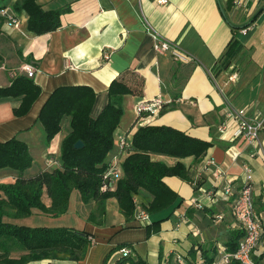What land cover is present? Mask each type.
Masks as SVG:
<instances>
[{
	"label": "crops",
	"instance_id": "1",
	"mask_svg": "<svg viewBox=\"0 0 264 264\" xmlns=\"http://www.w3.org/2000/svg\"><path fill=\"white\" fill-rule=\"evenodd\" d=\"M19 2L0 0V87L9 86L17 75H25L22 67L29 64L36 70L31 79L40 88V95L21 117L13 115L20 98L0 99V142L15 137L28 146L31 157H35L34 146L38 144L42 148L38 157H43L44 164L37 173L54 168L47 164L48 160L53 161L49 155L55 151L50 144L60 147L69 132V119L65 118V132L45 145L42 127L37 123L42 106L59 87L91 88L95 94L93 117L107 105V89L113 80L122 79L133 91L122 99L123 115L114 132L113 156L122 157L121 160L125 154L119 150V141L130 143L142 126L170 127L211 143L200 162L183 160L192 171V184L176 177L164 178L182 204L160 224L158 233L147 238V222L137 218L144 212L139 196L135 198L134 220L128 223L114 199L105 202L101 218L96 203L89 202L83 207L88 208L90 215L95 212L96 220L103 223L106 206L116 209L119 217L110 224L113 232L108 226L103 231L108 237L93 240L92 232L86 230L88 225L85 230H78L91 238L81 261L47 259L28 264H100L106 257L116 264L121 259V245H129L132 257L138 256L148 264H187L191 249L196 251L198 261L200 248H213L218 257L225 250L228 233L239 229L232 206L245 181L251 185L254 209L262 225L252 261L264 264V128L257 148L242 140L229 143L217 133L228 107L246 109L250 117L264 122V2L166 0L165 5L159 6L156 0H35L45 12H64L59 18L60 27L42 35L27 31V14L13 9ZM1 11L13 17L17 27L8 26ZM153 34L177 47L189 61L178 62L169 54H157ZM233 42L241 45V50L223 67L225 53ZM156 98L165 110L136 122V106ZM155 160L169 166L175 163L169 158ZM244 166L250 169L248 174ZM17 175L11 169H0V182L12 183ZM227 184L232 188L229 200L222 197ZM33 214L39 212L34 210Z\"/></svg>",
	"mask_w": 264,
	"mask_h": 264
},
{
	"label": "trees",
	"instance_id": "2",
	"mask_svg": "<svg viewBox=\"0 0 264 264\" xmlns=\"http://www.w3.org/2000/svg\"><path fill=\"white\" fill-rule=\"evenodd\" d=\"M15 12L24 10L28 16L27 31L34 35L53 32L60 27L59 18L64 12H45L35 0H21L13 5ZM3 18L0 17V27ZM241 45L231 43L224 56L222 66L226 67L239 53ZM133 91L122 80H113L108 89V103L101 113L93 117L91 109L95 94L87 86H66L55 89L47 98L37 117L42 127L45 145L60 133L63 119H69V132L59 147L58 166L50 171H41L33 177L23 173L32 165L33 159L28 146L15 137L0 142V169H11L18 175L12 183L0 184V264H28L41 260L81 261L91 244L90 235L70 228H50L18 226L3 220L4 217L21 218L37 210L40 214L59 216L68 209L70 194L76 190L82 204L96 203V212L101 218L104 204L114 199L125 222L134 220L137 204L148 215L145 225L147 238L159 232L162 222L170 218L180 207L182 200L164 182V178L176 177L192 184L190 166L183 163L191 159L192 164L200 162L211 143L190 137L178 130L165 126H142L133 134L129 145L119 148L125 157L120 158V177L114 190L103 188L107 185L106 174L115 149L114 132L123 115L122 99ZM40 95V88L26 75L15 76L10 85L0 87V99L20 98L18 108L13 109L15 117L26 115ZM147 102V101H144ZM165 110L161 107L159 115ZM148 113L137 115L138 122ZM81 141L83 147L75 149ZM169 158L175 160L171 166L155 160ZM49 201L48 206L43 201ZM90 219L94 216L91 214ZM101 221H97L100 223ZM242 230L228 233L225 243L226 253L236 250L242 238ZM129 245H121L120 250ZM199 249L190 250L187 264H216V252ZM17 250L24 254L10 257L9 252ZM161 255H159L160 257ZM116 264H148L140 257H126ZM229 264H239L231 262Z\"/></svg>",
	"mask_w": 264,
	"mask_h": 264
},
{
	"label": "built area",
	"instance_id": "3",
	"mask_svg": "<svg viewBox=\"0 0 264 264\" xmlns=\"http://www.w3.org/2000/svg\"><path fill=\"white\" fill-rule=\"evenodd\" d=\"M258 2H264V0H254ZM159 6H163L166 0H156ZM1 14L5 16L7 24L10 27H17V22L13 17L8 15L5 11H1ZM155 44L153 46L154 51L157 54L165 55L169 54L175 61L188 62L189 57L181 52L174 45L159 40L157 34H153ZM22 71L28 78H33L35 74V68L32 65H24ZM234 75L229 78L231 81ZM162 107L161 101L156 98L151 101L141 102L136 106V113H148L146 118L140 120H146L148 118L158 115L159 110ZM264 128L263 121H257L254 117H250L246 109L233 110L226 108L224 111L223 122L217 127V133L220 139L233 143L237 140H242L251 148H257L260 145V137ZM127 144L125 139L119 141V148H123ZM120 159L113 157L110 161L109 169L106 174L107 185L103 190H114L115 182L120 177ZM112 162V163H111ZM245 174L250 172L247 166L243 167ZM232 194V188L227 184L222 189V197L225 200H229ZM233 215L235 221L240 230L243 232L242 238L239 240L236 250L233 253H226L225 250L220 252V255L216 257V264H229L231 262H237L239 264H254L252 261V254L255 247L259 243L262 236V225L259 215L255 212L254 204L252 200V188L248 181H245L238 190L237 198L232 206ZM141 221L148 222L149 217L146 213L140 212L137 216ZM121 257L126 258L132 255V251L123 247L119 250Z\"/></svg>",
	"mask_w": 264,
	"mask_h": 264
},
{
	"label": "rangeland",
	"instance_id": "4",
	"mask_svg": "<svg viewBox=\"0 0 264 264\" xmlns=\"http://www.w3.org/2000/svg\"><path fill=\"white\" fill-rule=\"evenodd\" d=\"M67 121L68 120H64L62 122V131L58 134V138L67 129L66 128V127H68ZM42 138H41V140H42ZM41 140H40V142L42 143ZM54 145L55 144H50V147L55 151H52L51 153H53V154L49 155V157L53 158V161L48 160L47 164L49 166L51 165L52 167L55 168V167H57V164H58L59 145L57 147H55ZM34 147L37 150L33 151V154L35 157H32V159H33L32 165L29 169L24 171V174L29 175V176H34V174L37 173L39 171V169L42 167V165L44 164L43 163V157H38L40 154L39 149H42V148L38 144ZM42 147H44L43 143H42ZM55 156L57 157V159ZM117 159H120V158L117 157ZM112 160H113V158L111 159V161ZM0 184H9V183L6 180L4 182H0ZM45 197L46 196L44 195L43 201L46 199ZM93 214H94L93 215L94 219L91 220L90 214L88 213V208L83 207V204L80 202L78 192L76 190H72V192L70 194L68 209H67V212L65 214L54 217V216H50V215H46V214H40V213L39 214H33V212H32L31 215L26 216V217H21V218L4 217L3 220L5 222H8V223H11L14 225L26 226V227H30V228L50 227V228H70V229H74V230H85L87 228V225H88V228L86 230L88 232H92L93 240L94 239L95 240L100 239L103 236L108 237L109 235L103 231L108 230L110 227V224L115 222L117 220V217H119L116 209L111 208V206H106V213H105L106 221H104V223H103V221L101 223H97L96 213L94 212ZM110 229H111V231L113 230L111 227H110ZM118 253H119V250H118ZM22 254H24V252L21 253L17 250H13V251L9 252L10 257H15V258L22 255ZM100 264H111V259L108 260V258L106 257L102 261H100Z\"/></svg>",
	"mask_w": 264,
	"mask_h": 264
},
{
	"label": "water",
	"instance_id": "5",
	"mask_svg": "<svg viewBox=\"0 0 264 264\" xmlns=\"http://www.w3.org/2000/svg\"><path fill=\"white\" fill-rule=\"evenodd\" d=\"M83 147V144L81 141H77L75 144H74V148L75 149H81Z\"/></svg>",
	"mask_w": 264,
	"mask_h": 264
}]
</instances>
